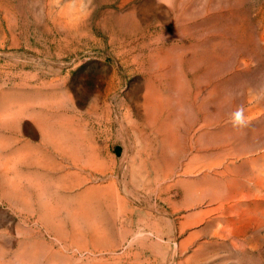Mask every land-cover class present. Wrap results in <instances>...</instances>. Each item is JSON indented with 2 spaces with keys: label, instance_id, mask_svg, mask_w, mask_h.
<instances>
[{
  "label": "rangeland",
  "instance_id": "obj_1",
  "mask_svg": "<svg viewBox=\"0 0 264 264\" xmlns=\"http://www.w3.org/2000/svg\"><path fill=\"white\" fill-rule=\"evenodd\" d=\"M0 264H264V0H0Z\"/></svg>",
  "mask_w": 264,
  "mask_h": 264
},
{
  "label": "clouds",
  "instance_id": "obj_2",
  "mask_svg": "<svg viewBox=\"0 0 264 264\" xmlns=\"http://www.w3.org/2000/svg\"><path fill=\"white\" fill-rule=\"evenodd\" d=\"M162 2L166 6L171 7L172 0H162ZM232 122L234 126H242L245 124V118L242 109H238L232 114Z\"/></svg>",
  "mask_w": 264,
  "mask_h": 264
}]
</instances>
